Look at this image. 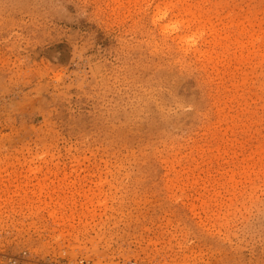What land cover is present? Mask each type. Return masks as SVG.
I'll use <instances>...</instances> for the list:
<instances>
[{"label":"rangeland","instance_id":"rangeland-1","mask_svg":"<svg viewBox=\"0 0 264 264\" xmlns=\"http://www.w3.org/2000/svg\"><path fill=\"white\" fill-rule=\"evenodd\" d=\"M0 264H264V0H0Z\"/></svg>","mask_w":264,"mask_h":264},{"label":"bare ground","instance_id":"bare-ground-1","mask_svg":"<svg viewBox=\"0 0 264 264\" xmlns=\"http://www.w3.org/2000/svg\"><path fill=\"white\" fill-rule=\"evenodd\" d=\"M181 38H183V39H184L185 37H181Z\"/></svg>","mask_w":264,"mask_h":264}]
</instances>
